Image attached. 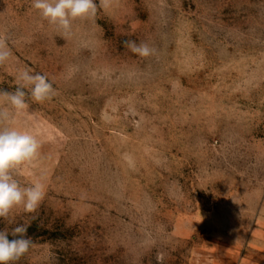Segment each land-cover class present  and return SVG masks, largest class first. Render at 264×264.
<instances>
[{"label": "rangeland", "instance_id": "obj_1", "mask_svg": "<svg viewBox=\"0 0 264 264\" xmlns=\"http://www.w3.org/2000/svg\"><path fill=\"white\" fill-rule=\"evenodd\" d=\"M94 2L65 33L0 0V91L28 70L56 93L0 103L41 143L13 177L45 188L0 218L32 241L12 264H264V0Z\"/></svg>", "mask_w": 264, "mask_h": 264}, {"label": "clouds", "instance_id": "obj_2", "mask_svg": "<svg viewBox=\"0 0 264 264\" xmlns=\"http://www.w3.org/2000/svg\"><path fill=\"white\" fill-rule=\"evenodd\" d=\"M109 3L110 0H100L101 6L105 8ZM32 6L44 20L65 33L71 30L73 21L94 17L97 12L94 0H33ZM126 44L131 51L142 57L152 53L147 44L137 45L134 41H126ZM10 58L11 50L5 39L0 37V65ZM16 79L17 88L14 92L0 91V103L9 104L16 114L23 113L28 108L26 95H30L37 103H43L56 94L52 82L44 74H30L28 70H22ZM0 118H8L6 109L0 112ZM40 147V141L27 131H19L14 127L0 129V218H7L16 207L33 213L43 200L45 188L41 182L24 187L12 174L20 165L34 160ZM27 232L28 226H16L11 233L14 238L10 240L7 231H0V264H12L29 251L32 241ZM157 259L162 260V255L158 254Z\"/></svg>", "mask_w": 264, "mask_h": 264}]
</instances>
